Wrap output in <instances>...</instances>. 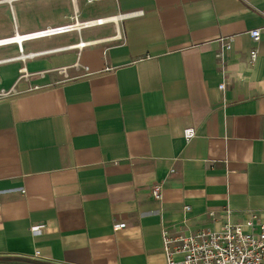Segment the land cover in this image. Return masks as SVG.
Wrapping results in <instances>:
<instances>
[{
    "label": "crops",
    "instance_id": "crops-1",
    "mask_svg": "<svg viewBox=\"0 0 264 264\" xmlns=\"http://www.w3.org/2000/svg\"><path fill=\"white\" fill-rule=\"evenodd\" d=\"M8 4L0 39L145 14L0 46V264H166L163 229L264 213V0Z\"/></svg>",
    "mask_w": 264,
    "mask_h": 264
},
{
    "label": "built area",
    "instance_id": "built-area-1",
    "mask_svg": "<svg viewBox=\"0 0 264 264\" xmlns=\"http://www.w3.org/2000/svg\"><path fill=\"white\" fill-rule=\"evenodd\" d=\"M92 1V0H90ZM144 11H136L120 14L116 17L97 19L48 28L35 33L25 35L26 39H40L64 35L72 32H80L82 29L94 26H102L107 23L117 22L144 16ZM80 24V25H79ZM250 36L254 43L261 41L262 30L254 29L250 31ZM234 39L232 37L221 39L223 51H230L233 48ZM5 41H0V46H5ZM85 44H80L84 46ZM69 47L58 48L46 53L57 52ZM43 53L28 54L34 57ZM23 55V53H22ZM221 53L220 56H222ZM251 63L258 59V49L255 48L250 53ZM227 84L220 86L225 90ZM11 92L0 90V100L10 95ZM197 136L195 128L189 127L184 130V138L187 142L192 141ZM153 198L157 201L163 199V184L157 183L152 187ZM230 210L225 212V223L221 231L202 229L195 232H172L168 229L162 230L163 250L166 264H264V213H252L249 219L242 223L231 221ZM213 216V213L211 214ZM126 223H117L115 231L126 228ZM44 226H34L31 231L34 235L41 234ZM39 254V253H37Z\"/></svg>",
    "mask_w": 264,
    "mask_h": 264
},
{
    "label": "rangeland",
    "instance_id": "rangeland-1",
    "mask_svg": "<svg viewBox=\"0 0 264 264\" xmlns=\"http://www.w3.org/2000/svg\"><path fill=\"white\" fill-rule=\"evenodd\" d=\"M0 2H4L3 0H0ZM9 4L3 3L0 4V32L4 31L6 28H8L11 25L12 19H11V13L10 11H7L4 8H8L9 10ZM15 7V13H13L14 16V22H22V20H30L37 15H43L44 12L46 13V8L41 6L40 2H30V3H21L19 6L17 4L14 5Z\"/></svg>",
    "mask_w": 264,
    "mask_h": 264
},
{
    "label": "bare ground",
    "instance_id": "bare-ground-1",
    "mask_svg": "<svg viewBox=\"0 0 264 264\" xmlns=\"http://www.w3.org/2000/svg\"><path fill=\"white\" fill-rule=\"evenodd\" d=\"M12 1L13 0H7L8 3H11ZM29 39H26L25 35H16V36L11 37V38L0 39V41H5L6 42L5 44L18 43L19 45L22 46L23 45V41L29 40Z\"/></svg>",
    "mask_w": 264,
    "mask_h": 264
}]
</instances>
